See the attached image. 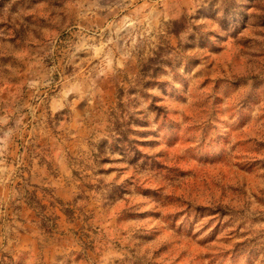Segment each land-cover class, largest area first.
I'll use <instances>...</instances> for the list:
<instances>
[{
    "label": "rangeland",
    "instance_id": "rangeland-1",
    "mask_svg": "<svg viewBox=\"0 0 264 264\" xmlns=\"http://www.w3.org/2000/svg\"><path fill=\"white\" fill-rule=\"evenodd\" d=\"M0 264H264V0H0Z\"/></svg>",
    "mask_w": 264,
    "mask_h": 264
}]
</instances>
